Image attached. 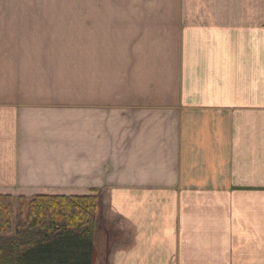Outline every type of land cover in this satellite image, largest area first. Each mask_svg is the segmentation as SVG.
I'll return each mask as SVG.
<instances>
[{"label":"crops","instance_id":"obj_1","mask_svg":"<svg viewBox=\"0 0 264 264\" xmlns=\"http://www.w3.org/2000/svg\"><path fill=\"white\" fill-rule=\"evenodd\" d=\"M1 23L87 42L71 112L0 115V194H94L93 264H264V0H0Z\"/></svg>","mask_w":264,"mask_h":264},{"label":"trees","instance_id":"obj_2","mask_svg":"<svg viewBox=\"0 0 264 264\" xmlns=\"http://www.w3.org/2000/svg\"><path fill=\"white\" fill-rule=\"evenodd\" d=\"M20 200L14 210L13 197L0 194V264H93L94 194Z\"/></svg>","mask_w":264,"mask_h":264},{"label":"rangeland","instance_id":"obj_3","mask_svg":"<svg viewBox=\"0 0 264 264\" xmlns=\"http://www.w3.org/2000/svg\"><path fill=\"white\" fill-rule=\"evenodd\" d=\"M7 26L0 24V36H6L0 38L1 117L12 119V114L9 116V113L15 111L20 121L29 118L30 116L24 114L20 106L31 107L33 111L31 117L34 119L38 118L42 111L71 112L74 94L73 51L76 47L78 51L79 45L81 48L84 47L87 41L45 38L48 35L46 30L52 29V24H40L37 27L33 24V27L37 28L36 34L35 30H32L31 34H16L40 35L44 36L43 38H9L7 36L13 34ZM9 106L17 109H8ZM66 129L67 133L69 127L67 126ZM46 132L49 134L48 131ZM92 193H97L96 189L92 190ZM11 196L13 197V209L16 210L21 206L20 199L26 202L35 195L31 197ZM22 209L25 210L26 205Z\"/></svg>","mask_w":264,"mask_h":264}]
</instances>
